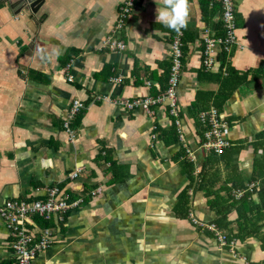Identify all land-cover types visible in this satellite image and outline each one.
Listing matches in <instances>:
<instances>
[{"label": "crops", "instance_id": "1", "mask_svg": "<svg viewBox=\"0 0 264 264\" xmlns=\"http://www.w3.org/2000/svg\"><path fill=\"white\" fill-rule=\"evenodd\" d=\"M22 1L0 0V264H16L2 206L45 201L50 187L83 202L59 217L27 221L34 242L45 228L52 232L32 264H242L191 215L230 238L237 211L231 206L224 230L218 208L247 193L235 199L232 191L259 186L264 174V0H234L237 44L225 59L233 71L227 83L217 67L201 72L202 33H216L219 12L207 0H187L191 37L184 38L177 104L193 162L172 135L167 102L151 106L152 117L113 103L164 92L181 0H135L118 34L121 52L102 45L126 0H42L35 14ZM204 7L215 12L204 18ZM74 100L81 108L70 139L63 120ZM210 107L232 143L221 155L199 147L197 115ZM257 192H248L259 206L257 221L250 215L257 234L235 239L241 256L264 264V197Z\"/></svg>", "mask_w": 264, "mask_h": 264}, {"label": "built area", "instance_id": "2", "mask_svg": "<svg viewBox=\"0 0 264 264\" xmlns=\"http://www.w3.org/2000/svg\"><path fill=\"white\" fill-rule=\"evenodd\" d=\"M209 7L217 5L219 7L220 19L222 21L224 36L218 37L213 33L204 31L202 33L203 49L201 57V67L204 71L209 72L216 66L219 67L217 60V50L223 51L226 54L230 53L231 49L236 46L237 41L235 37V3L234 0H207ZM135 5V0H126L122 7H120L117 18L114 24L111 35L104 41L102 47L109 51H124L125 43L118 36L120 29L123 28L125 21L131 13ZM188 1L181 0L179 4V14L175 20L177 30L175 34L170 38L169 44V60L170 66L168 70L167 88L162 94L156 97L145 96L135 100L118 101L114 100L113 103L117 104L125 109L133 110L135 108H141L150 117L153 116L151 106L159 105L163 102H167L169 106V113L174 118V124L177 130L178 139L183 143L182 147L187 155L188 159L193 162L194 157L191 150L185 145L184 139L181 133V123L178 114L177 104V87L179 77L182 69V49H183V30L185 28V12L187 9ZM226 68L223 65L221 72L225 75ZM120 81V78L115 79ZM145 85L150 87V83L145 81ZM81 104L78 100H74L66 112L63 120V127L68 136L73 138V132L71 124L79 112ZM198 122L202 130V141H200L199 147L206 154L213 153L215 155H221L226 149L232 146V143L226 138L224 134L225 123L220 120L219 112L216 108L210 107L208 110L201 111L197 115ZM155 129V127H154ZM156 130V129H155ZM154 137V136H153ZM81 169H76L69 175L71 179L76 178ZM259 186L257 183H250L244 189H236L232 191V197L240 199L246 192L258 191ZM91 195H94V191H91ZM47 199L45 201H31V202H12L7 201L1 208V214L5 222L8 235L14 240L11 244V250L16 258V264H32L36 255L48 248L52 242V232L49 228H45L39 235L38 241H33V235L28 232L26 228L27 221L32 216H40L46 220H49L53 215H60L66 213L70 209H74L82 204L83 199H70L69 194L62 192L57 187H50L46 189ZM59 217V216H58ZM191 220L195 226L200 229L208 230L212 232L217 243L221 247H228L230 253L237 257L242 264H253L245 257L241 256L237 252V241L235 238H228L227 234L218 230L213 224H206L191 215Z\"/></svg>", "mask_w": 264, "mask_h": 264}, {"label": "trees", "instance_id": "3", "mask_svg": "<svg viewBox=\"0 0 264 264\" xmlns=\"http://www.w3.org/2000/svg\"><path fill=\"white\" fill-rule=\"evenodd\" d=\"M205 6H208L209 7L208 1L205 3ZM210 10L218 11L219 12V15L221 14L220 13L221 11L219 10V7L217 5H213L212 7H210ZM178 11H179V6H178ZM215 11H212V12L211 11H207V9L205 8L202 11L203 12V17L204 18L206 16L208 17L209 14H212ZM234 18H235V14H234ZM176 19H177V17H176ZM213 28H214V30H217L216 33L214 34L215 36H218V37H223L224 36V30H223V25H222L221 19H219V22L218 23L216 22V23L213 24ZM175 32H174V34H175ZM173 35H171L170 38ZM190 35H192V34H190ZM186 37H187V40H188L191 36H188V34L185 33V28H184V30H183V42L184 43H186V41H185L186 39H184ZM170 38H169V44H170ZM183 53H184V44H183V49H182V63H183V60H184V54ZM226 56H227V54L225 52H223V51H220L219 54L217 55V60H218V63H219V67L220 68L218 69V66H216L217 67V70H216L217 72H215V73L216 74H219L218 76H220V77L222 76L221 69H222V66L226 62L225 61ZM168 64L170 65V60H168ZM225 67H226V70H225L226 73L223 76H226V79H225L224 83H227L229 81L228 79H232V76H233L232 75V72L233 71L229 67H227V65H225ZM201 72L203 74H205L206 71H204L203 68H202V71ZM210 72H208V73H210ZM167 80H168V77H167ZM226 87L227 86H223L219 90V96L221 98H224L225 97L224 96V93H225V88ZM166 88L167 87H165L164 90ZM216 99H218V98H216ZM215 101H217V100H215ZM214 105L217 108H219L218 101L215 102ZM219 109H221V108H219ZM176 132H177L176 131V127H175V124L173 123V132H172V135L175 136L177 138V140H178V137H177V133ZM258 183H259V190H258L257 194L260 197H264V174L261 175L260 177H258ZM250 196H251V194L247 192L240 200L233 201V202L229 203V205L227 206V208L225 207L222 210H220V208H218L219 217L216 220V224L220 228H222L224 230H226L228 228L229 221H227V215L231 211V208L233 207L237 211V228L238 229H237L236 233H233L232 232V234H230V231L231 230L230 231H227V233L229 235H232L231 238H237L238 240L242 241V240H244L247 237L254 236V235L257 234L256 231L255 232L252 231V227H251V224H250L252 217H250V215L253 214L255 216V221H257V216H258L257 211L259 210V206H257L256 204H254L253 201H251ZM262 201H264V199H262ZM224 202L228 203L229 202V199L228 200L227 199L224 200ZM262 248H264V245L262 246Z\"/></svg>", "mask_w": 264, "mask_h": 264}, {"label": "water", "instance_id": "4", "mask_svg": "<svg viewBox=\"0 0 264 264\" xmlns=\"http://www.w3.org/2000/svg\"><path fill=\"white\" fill-rule=\"evenodd\" d=\"M41 1L42 0H23L20 4L22 8L28 9L32 14H35L39 8Z\"/></svg>", "mask_w": 264, "mask_h": 264}]
</instances>
